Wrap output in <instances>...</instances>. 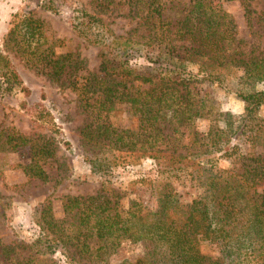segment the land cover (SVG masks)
Here are the masks:
<instances>
[{"label":"trees","instance_id":"trees-1","mask_svg":"<svg viewBox=\"0 0 264 264\" xmlns=\"http://www.w3.org/2000/svg\"><path fill=\"white\" fill-rule=\"evenodd\" d=\"M39 1V9L53 14H58L64 3ZM90 2L96 13L80 12L72 25L74 31L104 27L98 15L121 2L127 15L136 20L130 34L137 36L136 41L104 38L100 42L101 61L94 73L81 74L84 67L73 54L55 55L50 45L42 48L46 44L42 22L31 15L12 16L5 41L11 42L15 51L21 50L50 83L72 91L82 112L100 117L115 105H123L136 117V131L102 123L80 133L83 138L106 143L109 150L136 153L159 164L153 185L154 208L147 209L137 201L120 207L116 193L103 189L84 197L64 196L62 218L58 219L45 201L37 221L40 236L30 249L27 247L24 257L29 260L22 264L34 261L29 254L42 257V249L53 248L62 251L67 264L105 263L122 241L148 247L141 258L123 264H264V193L257 191L264 185V117L257 116L264 92L254 88L264 82V48L243 49L233 20L215 8L212 0H186L180 6L160 0ZM240 3L248 23L251 11L245 0ZM255 22L264 40V10ZM139 28L143 33L138 35ZM143 44L168 59L159 71H139L128 65L139 50L134 47ZM0 71V83H5L7 90L21 87L19 76L2 53ZM184 71L186 77L181 76ZM236 72L241 115L219 113L193 92L191 83L196 75L214 83ZM133 83L146 87L138 90ZM197 118L210 123L203 137L193 130ZM216 120L223 123L221 129L215 127ZM185 138L190 146L178 151ZM231 138L247 146L244 153L237 144H228ZM257 142L261 153L251 149ZM161 144H165L163 149ZM0 153L15 154L27 179L45 181L40 164L55 158L56 147L43 135L25 136L0 129ZM212 153L228 159L230 167L217 168ZM175 180L188 182L200 193L182 202L173 187ZM202 243L214 245L219 256L204 254Z\"/></svg>","mask_w":264,"mask_h":264},{"label":"rangeland","instance_id":"rangeland-1","mask_svg":"<svg viewBox=\"0 0 264 264\" xmlns=\"http://www.w3.org/2000/svg\"><path fill=\"white\" fill-rule=\"evenodd\" d=\"M38 1L0 0V53L8 58L21 80V87H11L8 90L5 83H0V129L16 131L25 136L43 135L55 144L56 155L53 160L40 164L46 179L39 181L27 179L22 174L19 167L22 163L15 154L0 153V251L3 249L0 252V264H22L29 260L24 256L30 249L28 246L40 236L37 221L40 210L46 205L45 201L49 202L53 217L58 219L62 218L61 199L64 196L84 197L100 193L103 189L116 193L120 207L126 208L129 201H137L147 209L154 208L153 185L157 180L159 164H155L149 157H138L136 153L109 150L106 143L90 140L89 136L83 138L80 133L85 128L92 130L102 123L113 129L136 131V117L130 115L123 105H115L112 111L100 117L82 112L72 91L50 83L27 62L28 57L21 50L15 51L11 42L5 41L12 16L31 15L42 22V36L46 41L42 48L50 45L55 55L73 54L82 62L84 68L81 74L94 73L101 61L100 42L110 37H129V40L136 41L137 36L130 34L136 27V20L127 15L126 8L120 2L117 7L98 15L104 27L94 26V29H83L77 33L72 25L80 12L89 15L96 13L90 0H64L58 14L42 11L38 7ZM185 1L160 0L171 5L179 3V6ZM245 2L251 11L248 23L243 18L240 0H212V5L233 20L237 39L241 40L243 49L259 51L264 48V40L255 21L264 10V0ZM140 33L143 31L139 28L136 34ZM138 42L142 43L141 39ZM134 48L139 50L130 57L129 66L139 71L145 68L142 71L154 73L166 65L168 59L161 53L158 54L157 50L144 44ZM186 70L195 74L191 67ZM187 71L181 72V76L186 77ZM237 76L238 72L220 82L211 83L196 75V80L191 85L197 98L207 100L217 112L238 116L243 113V103L237 96ZM133 86L137 84L133 83ZM145 87L137 86V89ZM254 88L264 92V82L255 84ZM257 116L264 117V101ZM209 124L208 120L197 118L193 123V130L203 137ZM214 124L217 129L223 126L219 120ZM228 142L230 145L237 144L243 153L247 147L235 138ZM256 144L251 149L255 153H261L260 144ZM189 146L185 138L176 148L184 151ZM159 147L163 149L165 144ZM219 155L220 153H212L210 157L215 158L217 168L228 169L229 160ZM173 187L182 202H187L200 193L199 189L191 187L184 180L173 181ZM257 191L264 193V185L259 186ZM147 248L122 241L107 256L105 263L96 264L132 263L141 258L148 251ZM200 249L210 258L219 256L214 245L202 243ZM41 252L45 253L42 257L29 254L34 261L26 264H67L60 249H42Z\"/></svg>","mask_w":264,"mask_h":264}]
</instances>
